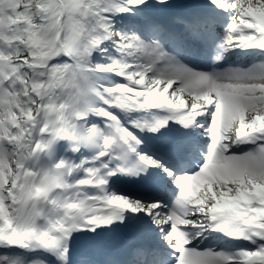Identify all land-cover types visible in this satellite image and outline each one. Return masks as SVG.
<instances>
[{"label":"snow or ice","instance_id":"1","mask_svg":"<svg viewBox=\"0 0 264 264\" xmlns=\"http://www.w3.org/2000/svg\"><path fill=\"white\" fill-rule=\"evenodd\" d=\"M0 264H264V0H0Z\"/></svg>","mask_w":264,"mask_h":264}]
</instances>
